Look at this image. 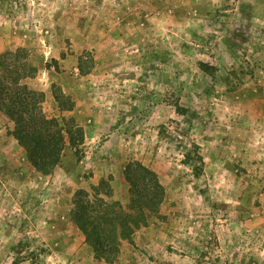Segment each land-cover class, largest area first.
<instances>
[{"label":"rangeland","instance_id":"rangeland-1","mask_svg":"<svg viewBox=\"0 0 264 264\" xmlns=\"http://www.w3.org/2000/svg\"><path fill=\"white\" fill-rule=\"evenodd\" d=\"M16 49L44 113L74 117L84 141L44 176L0 114V264H264V0H0V55ZM131 162L165 200L106 263L73 198L105 180L127 206Z\"/></svg>","mask_w":264,"mask_h":264},{"label":"trees","instance_id":"trees-1","mask_svg":"<svg viewBox=\"0 0 264 264\" xmlns=\"http://www.w3.org/2000/svg\"><path fill=\"white\" fill-rule=\"evenodd\" d=\"M204 73L213 68L199 63ZM38 69L29 62L24 49L0 55V114L14 125L11 135L24 150L27 162L38 173L48 176L58 167L68 145L77 155L83 145L84 132L74 117H49L43 111L45 95L31 89L24 81L33 79ZM53 98L61 113L72 112L75 103L52 85ZM189 156V155H188ZM183 164L190 166V158ZM129 184L127 206L112 201V190L102 180L91 192L74 194L70 219L85 238L94 257L112 263L119 256L122 241L132 242L134 233L146 227L165 200V190L157 175L139 162L124 169ZM194 176L199 177L197 167Z\"/></svg>","mask_w":264,"mask_h":264},{"label":"crops","instance_id":"crops-1","mask_svg":"<svg viewBox=\"0 0 264 264\" xmlns=\"http://www.w3.org/2000/svg\"><path fill=\"white\" fill-rule=\"evenodd\" d=\"M93 182V181H92ZM94 183V182H93Z\"/></svg>","mask_w":264,"mask_h":264}]
</instances>
